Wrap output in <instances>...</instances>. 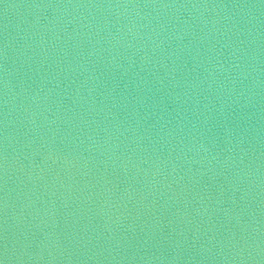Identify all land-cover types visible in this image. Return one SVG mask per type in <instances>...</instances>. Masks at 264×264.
I'll list each match as a JSON object with an SVG mask.
<instances>
[{"label": "water", "instance_id": "water-1", "mask_svg": "<svg viewBox=\"0 0 264 264\" xmlns=\"http://www.w3.org/2000/svg\"><path fill=\"white\" fill-rule=\"evenodd\" d=\"M4 264H264V0H0Z\"/></svg>", "mask_w": 264, "mask_h": 264}, {"label": "snow or ice", "instance_id": "snow-or-ice-1", "mask_svg": "<svg viewBox=\"0 0 264 264\" xmlns=\"http://www.w3.org/2000/svg\"><path fill=\"white\" fill-rule=\"evenodd\" d=\"M0 264H4V262L2 260H0Z\"/></svg>", "mask_w": 264, "mask_h": 264}]
</instances>
